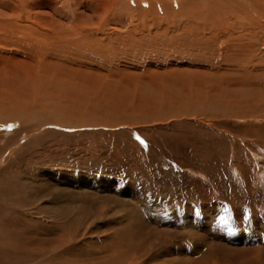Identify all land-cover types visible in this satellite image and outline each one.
Instances as JSON below:
<instances>
[{
    "label": "rangeland",
    "instance_id": "1",
    "mask_svg": "<svg viewBox=\"0 0 264 264\" xmlns=\"http://www.w3.org/2000/svg\"><path fill=\"white\" fill-rule=\"evenodd\" d=\"M204 47L175 48L178 54L172 56L185 60L177 71L185 70L183 81L189 83L182 90L164 81L169 76L162 73L176 69L172 65L144 71L159 75L164 82L153 88L155 93L168 92L164 104L155 105L147 99L142 103L146 105L143 111H138L135 100L129 107L125 102L122 106L97 104L98 99H94L93 106L80 103L73 113L53 106L60 113L45 114L50 118L33 114L28 143L22 144L27 136L23 131L15 132L17 125L8 126L5 133L10 141L14 137L15 151L7 163L1 133L0 264H58L74 248H78L75 256L80 260L92 252V247L80 249L81 242L91 237L98 243L96 250L116 247V241L132 249L131 264H264V67L244 75L242 86L229 69L207 72V66L215 67L217 61L222 64L225 56ZM197 65L202 66L199 69ZM69 67L80 69L75 81L86 82L94 72V77L104 79L96 75L99 69ZM30 70L36 76L37 68ZM120 71L124 72L122 68ZM195 76L207 81L197 85L193 83ZM129 82L111 88L113 92L128 89L136 93L140 87L135 79ZM81 85L78 88H87ZM99 87L92 89L93 93L101 92ZM180 90L183 103L174 100V91ZM110 91L115 97L120 95ZM79 94L74 96L82 97ZM185 106L195 115L183 112L178 116L188 118L173 122L172 109ZM159 112L168 114L158 116L156 120L164 121L159 126L139 123L137 128L123 131L79 132L81 136L78 132L49 130L52 124H70L69 114L75 115L78 125L100 127L106 121L116 124L132 115L146 117Z\"/></svg>",
    "mask_w": 264,
    "mask_h": 264
},
{
    "label": "bare ground",
    "instance_id": "2",
    "mask_svg": "<svg viewBox=\"0 0 264 264\" xmlns=\"http://www.w3.org/2000/svg\"><path fill=\"white\" fill-rule=\"evenodd\" d=\"M180 2L181 0H0V135L1 133L4 134L2 137L5 136L6 141L4 162H9V158L15 151L14 137L10 141L11 137L5 133L8 126L17 125L15 132L23 131V135L27 136L22 139V144L28 143L30 137L27 134L32 125V117L34 115L42 114L44 116L45 114L60 113V110L52 109L53 106L59 108L62 106L63 110L73 113L80 103L87 102L90 105L92 104L91 100L94 99H98L97 104H110L112 102L114 105L122 106L125 102V104L128 103L129 107H132L131 103L135 100L138 111L141 109L143 111V106L146 105L142 103L147 99L155 105H161L168 92L155 93L153 88H158L159 84L164 82L159 80V75L152 74L154 75L152 76L150 73L147 75V72L144 71H149L152 67L156 69L172 65L176 69L164 71L162 74L169 76L164 81L171 82L175 90L179 87L182 90V87L189 85V83H184L185 70L180 72L178 69L179 72L177 71V67L183 66L185 60L172 56V54H178L175 52L177 51L175 48L180 49V47L183 48V46L188 45L191 48L201 50L205 45V51L210 48L217 49V56H225V60L222 64L217 61L215 67L207 66V72L229 69L237 76L236 82L238 81L242 86L244 85V75L250 76L253 71H257L256 68L259 66L264 67V0H183ZM176 4H178L177 7H174ZM168 56L171 58L169 59ZM162 57L168 62L162 63L160 59ZM220 60L222 59L220 58ZM72 65L82 66L90 70L99 69L106 73L103 72L104 74H102L98 71L99 74H96L99 77H104V79L94 77V72L87 77L86 82L79 79L75 81L76 73H80V69L74 71L69 67ZM197 66L200 69L202 65ZM33 67H36L37 73L41 75L38 76L36 73L35 76L30 70ZM120 68L124 72L120 71ZM131 70L141 72L136 74L131 73ZM207 72L205 73L207 74ZM141 73L143 74L141 75ZM208 74V76H214V74ZM142 76L147 78L146 82L142 78L141 81L135 78ZM199 76L193 77V83L202 85L207 79H197L196 77ZM134 79L137 87H140L136 93L128 89L123 91L115 89L114 92L120 93L115 97L114 94L107 92L111 89L114 93L111 85H127L130 83L129 81H134ZM80 81L81 84L87 86L86 89L78 88L79 85L82 86ZM180 81L181 83H179ZM234 85L236 86V83ZM99 86L102 87V91L93 93V90L100 89ZM129 87L131 88L130 85ZM181 90L180 93L174 91L177 93L174 100L177 98V102L183 103L185 98L183 97L184 93L181 94ZM74 93H80L82 97L74 96ZM98 95L101 96L98 97ZM120 96H124L125 99L123 100ZM172 98L170 101H173ZM160 99L161 101H159ZM172 110L174 112L171 114L175 117L173 122L178 121L179 123L194 113H190L186 106L180 110H176V108ZM183 112L189 115L178 116ZM159 113L160 115H146V117H141V113L135 117L132 115L131 118L121 120L116 124L112 123L113 121H106L100 127L97 125L92 127L93 125L90 123H85L84 126L80 123L78 125L77 122L75 123L77 121L75 115L69 114L68 116L71 118L69 123L77 125H64L61 124L64 122H61L60 125H50L49 130H67L71 134L72 132L91 134L94 131H100V133L101 131L116 132L137 128L139 123H152L159 126L164 121L156 120L158 116H168L165 112ZM49 116L45 115V117ZM56 119L53 120L56 121ZM84 119L86 118L84 117ZM194 119H197L196 116ZM115 125L119 126L113 128ZM32 126L34 127V125ZM115 243L116 247L112 245L109 248L96 250L95 247L98 244L96 239L88 238L81 242L80 249L92 247L90 251L95 253L89 252V255L86 254L87 259V256H84L79 260L80 257L75 256L78 248H74L68 252L67 256L64 255L65 257L58 264H76L78 261H99V264H131L132 249L126 248L125 245H118L117 241ZM258 254L260 255L259 252ZM72 256L74 257L71 260Z\"/></svg>",
    "mask_w": 264,
    "mask_h": 264
}]
</instances>
